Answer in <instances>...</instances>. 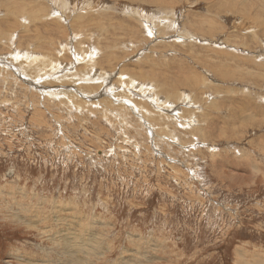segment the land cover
Here are the masks:
<instances>
[{
	"label": "rangeland",
	"instance_id": "obj_1",
	"mask_svg": "<svg viewBox=\"0 0 264 264\" xmlns=\"http://www.w3.org/2000/svg\"><path fill=\"white\" fill-rule=\"evenodd\" d=\"M70 260L264 264V0H0V264Z\"/></svg>",
	"mask_w": 264,
	"mask_h": 264
},
{
	"label": "bare ground",
	"instance_id": "obj_2",
	"mask_svg": "<svg viewBox=\"0 0 264 264\" xmlns=\"http://www.w3.org/2000/svg\"><path fill=\"white\" fill-rule=\"evenodd\" d=\"M53 241H55V240H53ZM72 258L75 259V257H72ZM69 263H70V264H77V262H76L75 260H70Z\"/></svg>",
	"mask_w": 264,
	"mask_h": 264
}]
</instances>
